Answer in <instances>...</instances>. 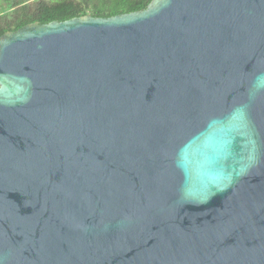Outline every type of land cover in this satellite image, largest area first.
<instances>
[{
    "label": "water",
    "instance_id": "obj_1",
    "mask_svg": "<svg viewBox=\"0 0 264 264\" xmlns=\"http://www.w3.org/2000/svg\"><path fill=\"white\" fill-rule=\"evenodd\" d=\"M0 264H264V0L0 36Z\"/></svg>",
    "mask_w": 264,
    "mask_h": 264
},
{
    "label": "trees",
    "instance_id": "obj_2",
    "mask_svg": "<svg viewBox=\"0 0 264 264\" xmlns=\"http://www.w3.org/2000/svg\"><path fill=\"white\" fill-rule=\"evenodd\" d=\"M152 0H0V36L25 25L91 15L108 18L145 9Z\"/></svg>",
    "mask_w": 264,
    "mask_h": 264
}]
</instances>
